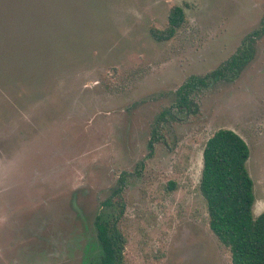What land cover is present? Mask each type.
<instances>
[{
	"label": "rangeland",
	"instance_id": "1",
	"mask_svg": "<svg viewBox=\"0 0 264 264\" xmlns=\"http://www.w3.org/2000/svg\"><path fill=\"white\" fill-rule=\"evenodd\" d=\"M176 4L185 23L157 41ZM249 44L241 69L175 107ZM220 128L249 145L258 215L264 0H0V264H100L98 215L119 216L123 264H233L200 190Z\"/></svg>",
	"mask_w": 264,
	"mask_h": 264
},
{
	"label": "trees",
	"instance_id": "2",
	"mask_svg": "<svg viewBox=\"0 0 264 264\" xmlns=\"http://www.w3.org/2000/svg\"><path fill=\"white\" fill-rule=\"evenodd\" d=\"M183 6L171 7L168 25L153 27L152 36L157 41L169 40L185 23ZM251 44L242 46L217 69L204 76L192 75L177 91L175 107L181 111L193 108V95L208 86L211 80H219L241 69L248 62ZM171 108L158 116L172 114ZM156 132V130L154 129ZM151 150L154 143H149ZM250 148L247 141L231 128H220L210 136L203 150V168L200 190L207 201L209 226L220 242L229 248L233 264H264V212L255 215L254 181L247 167ZM126 175V173H124ZM116 190L119 195L125 185ZM118 218L105 219L98 215L96 227L102 246L100 264H123L125 237L118 227Z\"/></svg>",
	"mask_w": 264,
	"mask_h": 264
}]
</instances>
